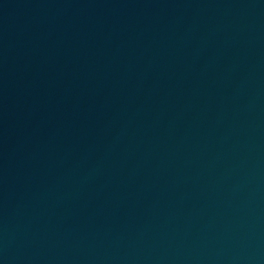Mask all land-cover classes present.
Segmentation results:
<instances>
[{"label":"water","instance_id":"1","mask_svg":"<svg viewBox=\"0 0 264 264\" xmlns=\"http://www.w3.org/2000/svg\"><path fill=\"white\" fill-rule=\"evenodd\" d=\"M0 264H264V0H0Z\"/></svg>","mask_w":264,"mask_h":264}]
</instances>
